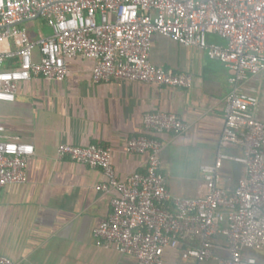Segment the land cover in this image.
<instances>
[{
	"label": "built area",
	"instance_id": "2783aa9c",
	"mask_svg": "<svg viewBox=\"0 0 264 264\" xmlns=\"http://www.w3.org/2000/svg\"><path fill=\"white\" fill-rule=\"evenodd\" d=\"M38 19L49 33L32 35L25 23ZM156 33L204 49L229 70L220 146L212 163L200 165L207 191L184 197L168 188L159 156V133L187 130L175 113L143 115L144 133L129 138L125 152L145 156L144 170L126 176L115 168L111 145L60 144V158L100 168L106 177L97 187L110 195L112 210L94 229L96 243L138 264H165L168 249L179 252L176 264H260L246 250H264V117L255 115L259 98L244 83L264 71V0H0V100L14 101L21 83L36 76L64 80L79 57L92 61L96 83L190 88V72L152 63ZM3 131L0 124V189L27 181L35 152L33 143ZM228 161L247 169L233 189L220 185ZM216 237L226 239L225 256L214 254ZM0 264L26 263L0 253Z\"/></svg>",
	"mask_w": 264,
	"mask_h": 264
},
{
	"label": "crops",
	"instance_id": "0c3cea01",
	"mask_svg": "<svg viewBox=\"0 0 264 264\" xmlns=\"http://www.w3.org/2000/svg\"><path fill=\"white\" fill-rule=\"evenodd\" d=\"M209 39L226 42L217 35ZM151 61L172 72H190L192 86L96 83L92 61L79 57L68 63L64 80L36 76L21 83L14 101L0 100L2 133L35 147L27 181L0 189L1 254L26 264H138L134 256L96 243L94 229L112 210L110 195L97 187L106 179L102 169L60 158L57 148L62 143L111 145L120 175L144 170L145 156L128 154L125 146L129 138L144 133L147 112H172L187 124L182 135L158 134L161 171L171 192L194 197L207 191L200 165L212 163L220 146L230 72L204 49L159 33L153 36ZM244 88L258 96L254 113L263 118L264 71L248 79ZM246 172L244 164L228 161L220 185L233 189ZM215 242L219 247L214 254L225 256L226 239L216 237ZM246 252L264 264V250ZM164 257L165 264L181 261L179 252L171 249Z\"/></svg>",
	"mask_w": 264,
	"mask_h": 264
},
{
	"label": "rangeland",
	"instance_id": "374dc122",
	"mask_svg": "<svg viewBox=\"0 0 264 264\" xmlns=\"http://www.w3.org/2000/svg\"><path fill=\"white\" fill-rule=\"evenodd\" d=\"M26 27H28V29L34 33V32H38L39 34H45V33H49L51 30L48 27L47 24H45V22L42 19H38L35 21H27L26 23ZM250 250V248H248L246 251ZM252 250V249H251ZM255 250V249H253Z\"/></svg>",
	"mask_w": 264,
	"mask_h": 264
}]
</instances>
